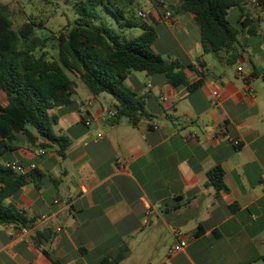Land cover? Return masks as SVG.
<instances>
[{"label": "crops", "instance_id": "1", "mask_svg": "<svg viewBox=\"0 0 264 264\" xmlns=\"http://www.w3.org/2000/svg\"><path fill=\"white\" fill-rule=\"evenodd\" d=\"M161 1L163 12L147 23L169 33L153 50L181 65L186 84L129 75L126 85L149 115L134 127L126 118L102 121L117 101L95 97L75 78L73 103L52 111L54 132L72 141L65 156L56 145L38 156L41 147L21 143L0 157L3 166L29 168L27 184L5 204L32 221L0 224V264H102L123 250L121 264H264V81L247 80L253 67L264 69V35L244 28L235 50L204 54L195 15L177 14L179 0ZM232 55L236 70L226 67ZM87 101L85 116L79 108ZM216 169L225 188L209 180ZM182 241L187 247L171 253Z\"/></svg>", "mask_w": 264, "mask_h": 264}, {"label": "trees", "instance_id": "2", "mask_svg": "<svg viewBox=\"0 0 264 264\" xmlns=\"http://www.w3.org/2000/svg\"><path fill=\"white\" fill-rule=\"evenodd\" d=\"M255 1L253 5L264 15V0ZM149 2L161 14L164 3ZM179 3L175 8L177 14L195 15L204 54L235 50L240 31L228 19L232 8L240 10V20L245 18L241 23L249 34H258L259 19L246 14L248 0H179ZM139 9L137 0H77L78 17L72 28L57 37L42 38L37 32L44 28L43 23L29 21L16 28L10 6L0 3V157L15 151L21 143L43 149L56 145L60 155L65 156L72 141L54 132L58 119L52 111L73 103L75 78L95 97L112 96L118 103L114 122L126 118L134 127L149 115L142 98L126 85L131 72L162 74L174 86L186 84V77L179 71L181 65L166 61L153 50L158 33L138 17ZM101 11L111 15L119 30L105 23ZM136 29H141V34L136 35ZM51 40L56 41L54 57L47 51ZM235 63L236 57L232 55L228 64ZM253 69L247 80L261 76L264 81V69ZM202 85L203 81L199 80L190 87ZM3 93L6 105L2 101ZM30 177L0 164V224L28 227L32 223L25 212L5 204V199L23 188ZM209 180L215 187L225 188L221 169L210 172ZM202 231L199 228L196 234ZM44 253L49 256L48 252ZM128 255V250H123L105 258L102 264H121Z\"/></svg>", "mask_w": 264, "mask_h": 264}, {"label": "rangeland", "instance_id": "3", "mask_svg": "<svg viewBox=\"0 0 264 264\" xmlns=\"http://www.w3.org/2000/svg\"><path fill=\"white\" fill-rule=\"evenodd\" d=\"M175 0H168L167 4H172ZM140 4L139 10L148 9L153 5L149 2V0H137ZM0 3L8 4L10 6V14L12 20L15 22L16 28H19L23 23L34 21L36 23H43V27L41 30H38L37 35L42 38H50L57 37L61 32L67 31L72 28L75 20L77 19V14L75 13V7L77 0H0ZM247 7L254 19H259L260 24L259 27L264 35V15L261 13L259 9H257L253 4L249 3ZM138 10V11H139ZM161 13L163 12V7L160 8ZM103 20L105 23L112 27L113 29L119 30L118 25L111 17V15L101 11ZM228 19L231 25L236 28L238 31H242L244 26L240 23V10L238 8H232L229 11ZM149 19L146 20V22ZM150 25L153 26L159 37L161 39H165L168 35L169 31L164 25H157L155 23L150 22ZM134 33L141 34V29H137ZM252 41L257 38L251 37ZM47 51L49 52L51 57L56 56V41L51 40L48 43ZM228 69L236 70L237 65H228L226 66ZM245 68H250V64L246 62ZM215 74H218L215 72ZM139 78L142 82H145L143 78L142 72L133 71L130 74V78ZM4 99H6L5 94L2 95ZM100 101H104L103 98ZM5 102V100H4ZM104 103V102H103ZM104 106L106 104L104 103ZM7 157L11 156V152L6 154Z\"/></svg>", "mask_w": 264, "mask_h": 264}, {"label": "built area", "instance_id": "4", "mask_svg": "<svg viewBox=\"0 0 264 264\" xmlns=\"http://www.w3.org/2000/svg\"><path fill=\"white\" fill-rule=\"evenodd\" d=\"M249 3L252 4H256L255 0H248ZM159 14V11L156 7L152 6L148 9H142L138 11V17L141 20H147L150 19L152 17H154V15ZM165 19H167L168 22H171L173 20V12L172 11H166L165 12ZM239 72H242V68H239ZM215 99L213 100V104L216 105L217 101L220 98V94L218 92L214 93ZM165 100V99H164ZM93 105L92 101H87L83 104H81L79 111L82 115H88L89 114V109L91 108V106ZM116 117V111L115 109H109L107 111H103L101 114V120L105 121V122H109V121H114ZM93 119H91L90 115L89 118H87V124L90 125ZM155 127H157L155 125ZM235 146H240V143L238 141L234 142ZM45 153V150L43 148H40L37 151V155L38 156H42ZM6 167L8 169H11L12 171H14L15 173L19 174V175H28L29 173V168L24 167L23 165H21L19 162H9L7 163ZM30 169H36L35 165H32L30 167ZM263 186H264V176H263ZM57 204H59V201H56ZM46 218V217H44ZM27 233V231L25 230L22 238L25 239V234ZM187 247V242L186 241H182L179 244L175 245L171 251V253H179L181 251H183L185 248Z\"/></svg>", "mask_w": 264, "mask_h": 264}]
</instances>
